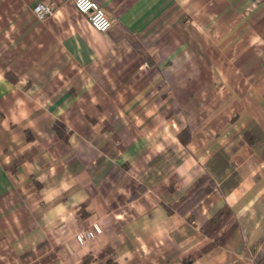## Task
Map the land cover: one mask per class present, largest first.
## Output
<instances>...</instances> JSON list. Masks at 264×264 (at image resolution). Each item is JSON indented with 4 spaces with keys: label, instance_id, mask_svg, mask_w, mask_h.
<instances>
[{
    "label": "crops",
    "instance_id": "1",
    "mask_svg": "<svg viewBox=\"0 0 264 264\" xmlns=\"http://www.w3.org/2000/svg\"><path fill=\"white\" fill-rule=\"evenodd\" d=\"M96 1L107 33L72 0H0V264H184L224 207L231 234L193 264H256L264 0Z\"/></svg>",
    "mask_w": 264,
    "mask_h": 264
},
{
    "label": "trees",
    "instance_id": "2",
    "mask_svg": "<svg viewBox=\"0 0 264 264\" xmlns=\"http://www.w3.org/2000/svg\"><path fill=\"white\" fill-rule=\"evenodd\" d=\"M56 127H58V125H56ZM215 189L216 183L214 179L209 174H205L197 182H195L187 190L186 194L169 210L170 213H177L181 216L188 215L198 204H200V202L207 198ZM232 217V211L228 207H224L214 217L209 219L206 224L202 227L201 232L204 236L214 241L200 248L196 253L188 256L186 260H184V264H193L194 260L198 256L222 244L228 237V235L231 234V231L229 230L221 237L217 238L218 234L222 231L224 226L232 219ZM256 264H264V255L257 259Z\"/></svg>",
    "mask_w": 264,
    "mask_h": 264
},
{
    "label": "built area",
    "instance_id": "3",
    "mask_svg": "<svg viewBox=\"0 0 264 264\" xmlns=\"http://www.w3.org/2000/svg\"><path fill=\"white\" fill-rule=\"evenodd\" d=\"M75 9L84 15L91 27L100 33H107L113 26L112 20L107 15L105 9L96 0H72ZM33 12L39 20H45L55 13V8L47 2H40L34 8ZM100 233L99 228L94 231H84L79 233L76 238L81 244L94 239Z\"/></svg>",
    "mask_w": 264,
    "mask_h": 264
}]
</instances>
